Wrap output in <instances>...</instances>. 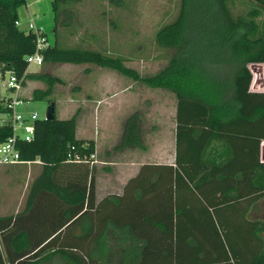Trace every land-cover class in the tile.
Segmentation results:
<instances>
[{
    "label": "trees",
    "instance_id": "trees-1",
    "mask_svg": "<svg viewBox=\"0 0 264 264\" xmlns=\"http://www.w3.org/2000/svg\"><path fill=\"white\" fill-rule=\"evenodd\" d=\"M26 1L0 0V69L17 76L34 51V35L15 24ZM227 1L210 2L219 13L204 34L188 27L189 0H180L176 17L154 34L159 47L173 52L150 75L127 66L121 55L70 44L64 28L55 26L54 41L42 52L44 63L95 64L173 94L175 161L143 164L121 194L96 200L94 140L76 137L75 115L37 119L34 138L19 149L21 159L39 160L41 171L23 209L0 216V264H264V165L251 169L256 192L242 197L237 186H227L236 166L231 139L237 123L264 116V105L243 113L253 79L250 64L264 63V29L256 20L264 0H245L246 12L237 16ZM72 3L53 0L56 16L68 13ZM27 79L46 86H33L30 96L22 92L23 99L45 98L59 81L50 72H27L24 85ZM10 133L8 125L0 126V142ZM130 146L142 147L138 112L126 119L115 149ZM82 155L87 158H76ZM224 183L221 192L231 201L210 207Z\"/></svg>",
    "mask_w": 264,
    "mask_h": 264
},
{
    "label": "rangeland",
    "instance_id": "rangeland-1",
    "mask_svg": "<svg viewBox=\"0 0 264 264\" xmlns=\"http://www.w3.org/2000/svg\"><path fill=\"white\" fill-rule=\"evenodd\" d=\"M52 1L27 0L21 4L18 7L21 27L25 28L32 19L35 25L47 34L49 43H53L54 28L60 25V30L64 28L67 32V42L70 44L80 42L112 56L121 55L127 59L125 64L135 68L141 75L157 72L167 63L169 55L173 52V49L159 47L154 41V34L161 25L176 17L180 0H75L74 4L68 6V13L59 12L57 16ZM211 1L213 0H189L188 27L194 29V26L207 34L208 29L214 26V19H217L219 13ZM227 6L233 16L244 15L247 7L245 0H228ZM256 20L259 29L263 30L264 10H260ZM87 66L91 68L93 64L43 63L29 66V73L50 72L59 78V81L54 84L49 96L41 99L26 98L16 107V111L23 116L36 112L38 118H44L49 99H53L55 117L65 118L75 111L70 113V106L73 105L75 109L82 106L85 115L82 125H78V134H82L84 127L86 135L100 132V136L104 138L105 133L117 129L116 124L132 105H142L143 98L139 95L143 94L144 97L147 93L150 94V91L156 90L107 68L119 78L112 86L114 89L118 86L119 94H109V99L105 100L103 97L102 102L98 103L99 98H96L85 107V94L90 79L83 68ZM250 68L253 79L243 111L246 115L250 114L254 107L264 105V63L250 64ZM129 81L133 82L134 88L123 92L121 87L126 86ZM33 86L45 87L46 84L40 80L27 79L22 92L30 96ZM159 90L168 92L165 89ZM157 94L158 98L163 96L161 91ZM71 95L76 101H69ZM166 115L169 116L167 113ZM231 140L236 152V166L227 178V186L235 185L241 196H247L257 191L250 184L251 169L259 163L264 165V116L256 122L239 121ZM33 165L28 167L32 174L36 170ZM28 169L23 164L17 168L0 167V215L23 207ZM239 173L242 174L240 179L237 177ZM225 184L220 189H224Z\"/></svg>",
    "mask_w": 264,
    "mask_h": 264
},
{
    "label": "crops",
    "instance_id": "crops-1",
    "mask_svg": "<svg viewBox=\"0 0 264 264\" xmlns=\"http://www.w3.org/2000/svg\"><path fill=\"white\" fill-rule=\"evenodd\" d=\"M59 27L60 25H57L58 29H60ZM104 68L106 67H100L95 64H93L91 68L88 66L83 68V70L86 72V76H88L90 79V84L87 86L88 89L85 94V107L87 103L90 104L91 101H94L96 98H99L97 100L98 103L102 102L101 98L103 97L106 98L105 100H107L111 95L116 96L119 94L118 90L120 89L118 86L116 89L112 87L118 82L119 78L116 77V74H112V71ZM145 87L148 88L146 85ZM132 88H134V84L133 82L129 81L126 86L123 85L121 87V90L124 92L129 91ZM154 89L156 90L150 91V94L147 93V96L143 97V94H141L142 96L139 95V97L143 98L142 105L141 103L132 105L126 114L121 117L119 123L116 124L117 129L114 128L112 131H110V133H105L103 135L104 138L100 136V132H97V134L94 133L92 135H86V129L84 127L81 131L82 134H78V125H82V120L84 119L85 115L84 108L81 106L76 107L75 109L73 105L69 107L70 113L74 110L75 111L65 118L75 115L76 137L82 139H93L95 143V158L92 161V165L94 166L93 176L96 200H100L106 195L121 194L127 180L135 176L143 164L165 163L174 165L176 153V100L173 94L169 91L164 92L163 90H159L160 88ZM158 91H161L163 95L162 97L158 98ZM71 97H69L70 102L76 101L72 95ZM135 112H138L141 115L142 147L130 146L115 149V146L120 142L126 119ZM166 113L169 116H167ZM163 117L169 119L165 120ZM22 164L26 165L27 169L29 165L34 164L33 167L36 169L34 174H32L31 171L29 172V169L27 170L28 180L25 184V195L27 196L30 183L41 171L40 162L36 159L34 162L29 164L19 163L0 167L17 168ZM229 201H231V199L226 198L223 195V191L221 192V189H218V191L212 197L209 206H221ZM23 207L21 209H23ZM20 210H14L13 212L2 215L14 214ZM80 232V228H74L75 235H78Z\"/></svg>",
    "mask_w": 264,
    "mask_h": 264
},
{
    "label": "built area",
    "instance_id": "built-area-1",
    "mask_svg": "<svg viewBox=\"0 0 264 264\" xmlns=\"http://www.w3.org/2000/svg\"><path fill=\"white\" fill-rule=\"evenodd\" d=\"M15 24L25 32L34 35V51L26 55L27 69L21 76L9 71L2 72L0 69V126L8 125L11 129L10 135L0 142V166L29 164L35 161L21 159L19 145L21 142H30L34 138L38 114L34 112L29 116H23L16 111V107L24 100L21 94L29 66L43 64L42 52L49 46L47 34L37 27L32 19L25 28L21 27L19 19L15 21ZM76 158L84 160L87 156L82 155ZM90 158L94 159L95 153L91 154Z\"/></svg>",
    "mask_w": 264,
    "mask_h": 264
},
{
    "label": "water",
    "instance_id": "water-1",
    "mask_svg": "<svg viewBox=\"0 0 264 264\" xmlns=\"http://www.w3.org/2000/svg\"><path fill=\"white\" fill-rule=\"evenodd\" d=\"M254 64H257V63H254ZM250 70H251V68H250ZM54 111H55V104H54V102H50L48 107H47L46 115L44 118L47 120L53 119L54 118Z\"/></svg>",
    "mask_w": 264,
    "mask_h": 264
}]
</instances>
